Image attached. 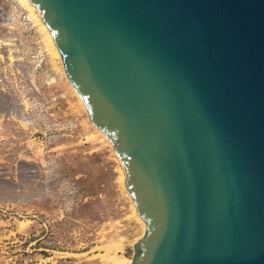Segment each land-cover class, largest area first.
I'll use <instances>...</instances> for the list:
<instances>
[{"label":"water","instance_id":"1","mask_svg":"<svg viewBox=\"0 0 264 264\" xmlns=\"http://www.w3.org/2000/svg\"><path fill=\"white\" fill-rule=\"evenodd\" d=\"M145 223L132 264H264V0H30Z\"/></svg>","mask_w":264,"mask_h":264},{"label":"rangeland","instance_id":"2","mask_svg":"<svg viewBox=\"0 0 264 264\" xmlns=\"http://www.w3.org/2000/svg\"><path fill=\"white\" fill-rule=\"evenodd\" d=\"M64 80L28 11L0 0V264H121L144 235Z\"/></svg>","mask_w":264,"mask_h":264},{"label":"bare ground","instance_id":"3","mask_svg":"<svg viewBox=\"0 0 264 264\" xmlns=\"http://www.w3.org/2000/svg\"><path fill=\"white\" fill-rule=\"evenodd\" d=\"M16 1H18L20 3V5H22L28 11L30 19L33 20L34 24L36 25V27L39 31V36H40L41 42H42L43 47L46 50V52L50 58V62H51L52 67L54 68V70L57 73L60 72L62 77L65 78L64 82L66 81L67 85L69 86L70 91L72 92V94L77 99L79 106L86 113L89 126L93 130V134L92 135L90 134V135L92 136V138L95 141L110 144V146L114 152V155L116 157V160L119 164V167H120V184H121V188L123 190V193L128 198V200L131 202V204H132L131 209L133 210V215L135 216L136 220L141 224V227L143 228L142 230L145 231V223L143 222V220L138 215L136 207L134 205V202L132 201L131 197L129 196V194L127 192L125 169L122 166L121 161H120L119 157L117 156L116 152L114 151L109 140L106 138V136L102 132H100L97 128H95V126L90 121L89 116L87 114V110H86L81 98L78 96L76 90L71 85V83L67 77V74H66V71L64 68V64H63V61L61 58V54H60V52H59V50H58V48H57V46H56V44L52 38L50 32L48 31L47 27L45 26L40 12L37 10V8H35L31 4L30 0H16ZM90 138H88V139H90ZM120 262H121V264H132V260H130V259H123Z\"/></svg>","mask_w":264,"mask_h":264}]
</instances>
